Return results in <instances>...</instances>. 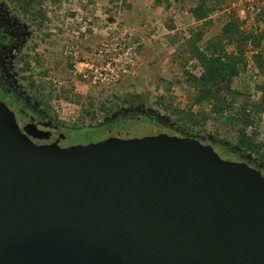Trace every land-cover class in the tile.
<instances>
[{
  "label": "water",
  "instance_id": "obj_1",
  "mask_svg": "<svg viewBox=\"0 0 264 264\" xmlns=\"http://www.w3.org/2000/svg\"><path fill=\"white\" fill-rule=\"evenodd\" d=\"M44 133L0 100V264H99L115 232L151 264H264L261 167L190 137L61 148Z\"/></svg>",
  "mask_w": 264,
  "mask_h": 264
},
{
  "label": "rangeland",
  "instance_id": "obj_2",
  "mask_svg": "<svg viewBox=\"0 0 264 264\" xmlns=\"http://www.w3.org/2000/svg\"><path fill=\"white\" fill-rule=\"evenodd\" d=\"M200 2L0 0L22 37L2 96L37 121L49 115L66 137L61 148L110 137H183L185 130L222 159L251 164L257 156L237 145L243 130L264 144V41L244 48L246 69L233 84L242 96L225 114L195 104L188 74L202 73L192 49L205 50L230 16L247 35L264 34V0H207L210 18L198 22L191 10ZM240 115L251 122L247 129Z\"/></svg>",
  "mask_w": 264,
  "mask_h": 264
},
{
  "label": "trees",
  "instance_id": "obj_3",
  "mask_svg": "<svg viewBox=\"0 0 264 264\" xmlns=\"http://www.w3.org/2000/svg\"><path fill=\"white\" fill-rule=\"evenodd\" d=\"M200 1V4L191 10V14L198 22L209 19L212 13L207 0ZM243 24L244 22L239 18L230 16L221 35L211 40L205 50L198 47L192 49L193 58L198 61L202 68L200 75L188 74L189 82L196 92L195 104H209L213 107V112L217 114H225L226 111L232 109L238 98L242 96L241 93L234 90L233 84L246 69L244 48L251 44L254 48L260 49L264 41V34L262 33L251 36L242 31ZM225 40L227 46L234 47L237 52L229 53L222 43ZM256 56V60H258L260 57L259 55ZM257 63L260 64L259 61ZM258 68L263 67L259 65ZM239 122L246 129L251 125V122L246 120L243 115H240ZM180 132H182L183 137L186 136L185 130ZM241 133L242 140L237 145L238 148L243 150V154L253 152L257 156L256 159H252L253 164L264 169V144L260 145L246 138L245 130Z\"/></svg>",
  "mask_w": 264,
  "mask_h": 264
},
{
  "label": "flooded vegetation",
  "instance_id": "obj_4",
  "mask_svg": "<svg viewBox=\"0 0 264 264\" xmlns=\"http://www.w3.org/2000/svg\"><path fill=\"white\" fill-rule=\"evenodd\" d=\"M21 39V30L0 10V100L14 112L17 123L22 130L30 128L31 131L40 130L45 132L44 134L47 133L49 140H33L34 143L43 145L59 141L58 143L60 145L61 141L65 140L66 137L63 133H60V127L52 121L49 115L45 116L50 119L41 117L37 121L34 116H28L24 111L20 113L14 111L2 96V90L9 82L7 76L11 70V59ZM6 94H11V91L6 89ZM250 165L259 168L253 162ZM262 171L264 174V169ZM101 246V259L99 264H151L146 255L147 251L143 248H135V242L128 239L121 232L113 233L111 239L106 242H101Z\"/></svg>",
  "mask_w": 264,
  "mask_h": 264
}]
</instances>
